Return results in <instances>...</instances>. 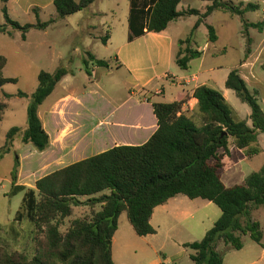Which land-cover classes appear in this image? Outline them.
I'll use <instances>...</instances> for the list:
<instances>
[{
    "label": "trees",
    "instance_id": "trees-1",
    "mask_svg": "<svg viewBox=\"0 0 264 264\" xmlns=\"http://www.w3.org/2000/svg\"><path fill=\"white\" fill-rule=\"evenodd\" d=\"M182 1L130 0L128 41L151 32L162 33L186 14L199 16L190 36L179 42L176 54L177 65L187 70L190 62L201 56V52L191 48L194 34L212 13L220 11L241 17L245 36L250 28H263V23L244 20L247 12L259 9L258 5L210 0L205 13L201 14L198 10L179 12ZM94 3L95 0H55L57 18L47 22L38 19L36 25H21L9 16L4 6L5 22L0 23V33L11 35V30H19L22 40L26 41L31 30H45L57 19L79 13ZM207 29L209 41L216 42L218 37L214 27L207 25ZM108 40L109 35L101 38L104 44ZM183 45L186 46L183 48ZM249 54L250 50H247L246 57ZM87 55L88 59L84 58L83 63L90 77L89 61L94 67L109 68L108 61L97 59L91 52ZM6 65L7 59L0 56V90L17 81L5 77ZM68 73L66 68L59 67L54 73L42 71L39 74L38 87L27 106V129L22 132L14 127L7 133L0 159L11 153L20 133L23 144H31L40 153L49 149L51 139L39 117V108ZM226 87L249 106L252 126L237 116L219 90L202 86L194 93L199 120L189 112H183L184 101L153 103L158 128L148 142L140 146H115L42 177L36 182L35 189L18 185L20 158L16 154L11 173L12 196L24 192L17 217L30 220L44 234V240L39 254L33 259L6 252L0 247V264H114L113 237L120 216L127 214L137 236L154 235L156 230L151 224L154 210L178 195L207 200L222 211L201 241L184 245L191 252L190 259L194 264H224L219 245L223 243L228 249L239 251L244 247L242 236L248 235L262 245L264 233L260 224L253 220L252 212L264 209V166L233 187L225 186L221 174L227 167L225 158L230 154L232 142L238 149L245 150L249 159L260 153L253 145L264 133V111L257 92L249 90L238 70L229 74ZM4 97L14 98L5 92ZM6 109L7 104L0 102V123ZM97 205H100L98 212H93L90 218L74 220L65 233L61 232L75 208L88 206L94 209Z\"/></svg>",
    "mask_w": 264,
    "mask_h": 264
},
{
    "label": "crops",
    "instance_id": "crops-1",
    "mask_svg": "<svg viewBox=\"0 0 264 264\" xmlns=\"http://www.w3.org/2000/svg\"><path fill=\"white\" fill-rule=\"evenodd\" d=\"M54 1L7 0L3 3L0 0V13L6 6L13 20L22 25L23 18H29L24 25H36L38 19L47 22L57 18ZM200 1L201 9H195L192 7L193 0H183L181 4L187 3L186 7L181 10L180 4L178 11L198 10L204 14L211 2L210 0ZM223 1L236 5L241 3L258 5L259 9L247 12L244 20L249 23H263L262 30L250 28L245 36L241 17L220 11L212 13L200 24L191 43V48L201 52V56L192 60L187 70H183L176 63V54L180 48L179 42L190 36L199 16H196L198 19L190 33L186 29L188 28L187 21L195 15L189 14L173 21L162 33H147L132 42L128 41V29L115 45L116 71L122 73L123 81L113 80L105 85L102 81H92V85L86 87L84 91L76 92L63 88L68 81V75L65 76L39 108V117L50 136L51 146L41 153L31 148L35 154L30 162L36 164L46 176L115 146L143 145L158 128L153 103L184 101L183 112H189L199 120L198 101L194 93L202 86L219 90L237 116L252 126L251 109H244L245 116L240 114V111L233 105L238 104L236 99L239 98L233 90L226 87V81L233 70H238L246 84L247 80L253 81L264 91V77H259L256 73L258 66L264 68V0ZM44 16H47V19H44ZM58 21L59 19L50 26ZM4 22L5 20L0 21V23ZM207 25L214 27L218 39L216 42H210L207 29V34H203L207 49L201 50L198 49V32L203 26L207 28ZM100 39L97 36L94 41H100ZM218 45L221 48L218 49ZM235 45L243 48L244 52L236 65L214 62L226 53V47ZM247 50H250V54L246 57ZM92 78L89 77V79ZM120 91L125 92L119 96ZM262 109L264 111L263 107ZM262 137L264 133L258 137L257 148L260 149V153L251 159L247 157L245 150H240L233 142L231 143L230 154L225 158L227 167L221 174L226 187L242 184L249 175L263 167H253L254 161L263 152L260 144ZM24 161H27V158L22 155L21 173L24 169ZM124 214L126 213L119 218V227L113 237L114 264H126L120 255V249L124 253L130 252L133 247L129 242L139 237L128 217L123 220ZM221 215L222 211L212 202L178 195L154 210L151 224L156 234L142 238L149 241L153 245V250L161 254L162 258L159 259L158 264L191 263V252L184 245L201 241ZM252 216L253 220L260 224L264 233V209H254ZM247 236H242V241ZM253 243L256 246L251 245L249 250L244 244L243 249L239 251L230 249V253L242 261L245 258L244 263L258 257L264 259V239L262 245L255 241ZM116 248L119 253H116ZM169 248L175 250V255L171 258L164 253ZM224 264H227L226 259H224Z\"/></svg>",
    "mask_w": 264,
    "mask_h": 264
},
{
    "label": "rangeland",
    "instance_id": "rangeland-1",
    "mask_svg": "<svg viewBox=\"0 0 264 264\" xmlns=\"http://www.w3.org/2000/svg\"><path fill=\"white\" fill-rule=\"evenodd\" d=\"M193 1L192 7L201 9V1ZM185 4L187 3L180 5L181 10L186 7ZM129 6L130 0H96L88 9L59 19L55 25L50 26L46 31L31 30L27 34L26 41L22 40V33L19 30H11V35L0 33V56L7 59L4 75L6 78L17 80L15 83L6 84L0 90V102L7 104V109L0 123V154L6 144V135L12 128L18 127L22 132L27 129L26 106L30 101V96L38 87V76L42 71L54 73L59 67L66 68L69 72L68 81L63 85V88L76 92L84 91L86 87L92 85V81H102L104 85L113 80L123 81L122 73L116 71L115 45L118 39L128 31ZM27 19L29 18H23L22 25L28 21ZM44 19H47V16H44ZM197 19L198 17L191 16L187 21L188 33H190ZM3 20L4 15L1 12L0 21ZM203 34H207L205 26L198 32V49L201 50L207 49ZM107 35L111 40L107 44H104L101 39L94 41L97 36L103 38ZM217 48L221 47L218 45ZM88 52L94 54L97 59L109 62V68H99L94 67L89 61L88 69L93 80L89 79L90 76L86 73L87 67L83 63L84 58L88 59ZM243 54V48L240 46H229L226 47V53L215 59L214 62L236 65ZM256 73L259 77H264V68L258 66ZM247 87L251 92H257L259 104L264 108V91L260 86L247 80ZM4 92L13 95L14 98L6 99ZM124 92H118L119 96ZM236 100L238 104L233 105L242 116H245L244 109L250 110L249 106L239 99ZM21 138L22 133L16 137L11 153L0 159V247L6 252L25 255L29 259H33L41 250L44 234L38 231L26 217L22 219L17 217V212L20 211L23 204L24 192L12 196L11 173L15 166V155L17 154L20 158L18 185L27 189H35L36 182L44 176V173L37 168L36 164L30 162L31 157L35 154L34 147L31 144H23ZM260 144L263 152L256 158L254 165L252 164L256 168L264 166V137H262ZM253 147H258V144H254ZM22 155L27 158V161H24V169L21 173ZM99 210L100 205L94 209L88 206L75 208L73 215L65 220L61 232L65 233L74 220L90 218L93 212ZM126 219L127 215L124 214L123 220ZM135 238L129 242L133 247L130 252L124 253L120 249V255L125 263L158 264L159 259L162 258L161 254L153 250V245L149 241L142 237ZM243 242L247 245L248 250L251 245L256 246L249 236L244 237ZM218 250L226 259L227 264H264V259L260 257L247 260L244 263L245 258L242 261L230 253V249L223 243L219 245ZM116 253H119L117 248ZM164 253L171 258L175 255V250L169 248ZM182 264L194 263L191 261V263Z\"/></svg>",
    "mask_w": 264,
    "mask_h": 264
}]
</instances>
